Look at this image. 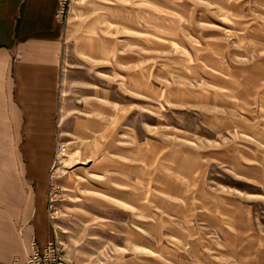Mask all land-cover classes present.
Returning a JSON list of instances; mask_svg holds the SVG:
<instances>
[{"label":"rangeland","instance_id":"1","mask_svg":"<svg viewBox=\"0 0 264 264\" xmlns=\"http://www.w3.org/2000/svg\"><path fill=\"white\" fill-rule=\"evenodd\" d=\"M59 22L45 177L0 142V264L51 243L69 264H264V0H73Z\"/></svg>","mask_w":264,"mask_h":264},{"label":"crops","instance_id":"2","mask_svg":"<svg viewBox=\"0 0 264 264\" xmlns=\"http://www.w3.org/2000/svg\"><path fill=\"white\" fill-rule=\"evenodd\" d=\"M57 12L58 0H0V142L14 153L21 147L31 161L24 171L44 177L59 111L64 27ZM46 230L27 231L43 244Z\"/></svg>","mask_w":264,"mask_h":264},{"label":"built area","instance_id":"3","mask_svg":"<svg viewBox=\"0 0 264 264\" xmlns=\"http://www.w3.org/2000/svg\"><path fill=\"white\" fill-rule=\"evenodd\" d=\"M73 0H58V21L69 13ZM27 264H69L62 258L61 252L52 243L45 247H34Z\"/></svg>","mask_w":264,"mask_h":264}]
</instances>
